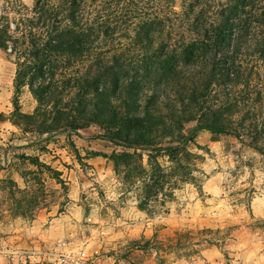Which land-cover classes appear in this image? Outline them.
I'll use <instances>...</instances> for the list:
<instances>
[{
  "label": "rangeland",
  "instance_id": "1",
  "mask_svg": "<svg viewBox=\"0 0 264 264\" xmlns=\"http://www.w3.org/2000/svg\"><path fill=\"white\" fill-rule=\"evenodd\" d=\"M7 1L0 0V16L8 14L14 38L21 31L12 20L30 10L33 0ZM205 1L212 16L220 1L199 0ZM156 4L146 12L164 24L163 40L180 53L188 43L181 23L186 3ZM132 36L131 29H117L113 50L121 51ZM201 46L202 54H213ZM9 52L0 49V264H264V154L258 151L264 150V68L252 76L249 92L240 76L210 95L212 106H236L230 118L239 137L205 130L175 160L163 153L150 159L148 151L99 138L98 126L37 135L14 125V101L25 114L33 113L37 101L29 88L16 97V57ZM134 78L153 96L149 80ZM195 126L187 124L184 136ZM113 151L119 155L115 162L103 156Z\"/></svg>",
  "mask_w": 264,
  "mask_h": 264
},
{
  "label": "trees",
  "instance_id": "2",
  "mask_svg": "<svg viewBox=\"0 0 264 264\" xmlns=\"http://www.w3.org/2000/svg\"><path fill=\"white\" fill-rule=\"evenodd\" d=\"M153 1L157 5L156 0L146 6L136 0H33L30 10L12 20L14 30L21 31L14 38L8 14H1L0 49L16 57V97L29 88L37 101L33 113L25 114L15 100L10 121L37 135L98 126L103 129L99 138L148 151L150 159L163 153L175 160L193 135L205 130L239 137L230 118L236 106H212L210 95L240 76L249 92L252 76L264 68V0H219L212 16L204 8H210L209 1L183 0L182 34L188 43L180 53L163 40L164 24L146 12ZM168 10L175 13L173 7ZM169 19L163 21L169 24ZM117 29L133 31L132 42L119 52L112 48ZM202 44L211 56L200 52ZM147 59L162 68H150L143 63ZM134 74L151 82L153 96L137 87ZM194 121L184 136L185 126ZM258 151L264 154L259 146ZM103 156L114 162L119 157L116 151ZM26 159L45 166L37 157Z\"/></svg>",
  "mask_w": 264,
  "mask_h": 264
}]
</instances>
